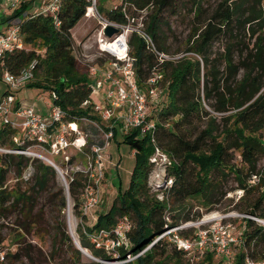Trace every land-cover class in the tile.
<instances>
[{"label": "trees", "instance_id": "16d2710c", "mask_svg": "<svg viewBox=\"0 0 264 264\" xmlns=\"http://www.w3.org/2000/svg\"><path fill=\"white\" fill-rule=\"evenodd\" d=\"M179 1L120 0L106 7L103 1L96 0V9L106 19L126 24L128 11L150 8L145 31L152 37L155 49L166 53L159 37V16L168 9L176 14ZM188 1L195 25L187 40L186 54L181 58L160 63L156 52L142 37L134 32L128 37L138 86L143 89L149 85L147 79L151 72H158L165 84L166 101L150 114L155 123L150 133L154 141L148 135L138 137L137 131L122 135L123 142L129 144L135 156L128 186L123 190L118 186L111 206L98 214L92 226L81 223L77 227L79 244L88 248L94 258L88 264H108L102 261L113 259L111 252L95 245L92 236L100 229H111L123 216L129 220L130 229L126 232V245L116 249L119 258L143 252L121 264H164L156 257L166 256V239L148 246L167 227L178 224V217L188 207V201L209 207L217 197L218 187L230 177L236 183L234 189L241 191L239 199L246 203L241 212L247 214L242 218L241 249L232 264H246V258L254 262L264 260V256L258 258L254 251V247L264 243V227L252 218L264 219V164L261 165L264 159L263 0H221L211 10L204 7L205 0ZM90 6L91 0H61L56 25L51 14L30 15L23 19L28 6L22 4L15 15L20 19L24 46L6 53L0 60V80L4 71L17 73L37 58L36 72L41 71V76L27 87L54 92L52 101L67 119L84 116L99 121L90 105L82 106L93 85L87 65L82 64V70L78 68L71 33ZM222 39L225 41L223 51L213 56V44ZM1 87L4 92V86ZM226 112L230 113L225 115ZM219 116L221 122L217 121ZM87 128L96 132L91 125ZM114 132L116 135L115 129ZM15 135L14 129L0 122L1 149L29 147L30 143L22 138L15 140ZM155 146L167 156L165 176L171 179L170 186L159 189L167 195L161 200L155 193L159 190H153L149 182L152 175L149 157ZM11 171L13 184H9ZM26 171L29 175L25 178ZM85 181L79 172L71 181L67 179L74 214L81 218L84 215L79 210V196ZM54 189L60 209L64 210L66 191L52 166L25 154L0 153V220L17 213L23 217V228H26L25 223L31 226L40 198L50 196ZM175 204L178 210L173 213ZM56 229L51 239L52 262L84 264L82 253L66 233L63 220ZM207 255L211 257L209 252Z\"/></svg>", "mask_w": 264, "mask_h": 264}, {"label": "built area", "instance_id": "2783aa9c", "mask_svg": "<svg viewBox=\"0 0 264 264\" xmlns=\"http://www.w3.org/2000/svg\"><path fill=\"white\" fill-rule=\"evenodd\" d=\"M24 3L28 6V12L24 13L23 19L30 15L51 14L55 24L58 25L56 13L61 0H0V24H2V29H0V60L6 53L21 49L24 46L20 34V19L15 15V11ZM90 8L94 16L98 18L99 23L97 48L100 54L107 57L102 61L86 57L84 64L88 67V74L93 85L91 93L99 90L100 101L94 103L90 99V93L89 98L83 101L82 106L90 105L99 116V121L84 116L72 120L67 119L62 109L54 103H52L48 116L43 117L31 105L16 102L14 93L34 78L38 64L37 58L31 60L17 73L4 71L0 80L4 86V92L0 90V122L16 131L15 140L22 138L23 141L30 143L26 149H3V151L42 158L62 177L64 175L60 165L65 164V169L68 171L73 163L70 151L83 153L86 156L87 167L80 171L77 167V171L73 173H85L83 175L86 179L82 190L83 200L79 206L80 213L85 216L99 202L100 183L104 175L103 156L110 141L115 136L114 129L121 130L122 135L137 131L138 137H143L145 135L150 136L155 125L148 112L147 96L136 82L134 58L129 54V35L134 32L142 37L156 52L160 63L164 60L175 61L186 54L183 53L174 57L157 51L153 45L152 37L145 31V28L132 25L134 16L127 14V23L119 24L106 19L98 11L95 15L96 0H91V6L87 8V11ZM7 9L12 11L9 16L5 15ZM109 25L118 29V32L111 37L104 34L105 28ZM115 42H118L117 47L112 45ZM152 73L153 75L147 79L150 92L154 91V85L161 77L156 71ZM50 95L53 100L55 93L51 92ZM89 125L94 127L96 132L88 129ZM88 138H91L93 143L89 147V152H86ZM150 138L151 141H154L152 136ZM32 148H39L46 154H39ZM166 157L155 146V151L149 157V161L152 164H158L161 158L165 161ZM28 175L29 172L25 173L24 177L26 178ZM73 177L74 175H69L67 179L71 181ZM149 182L153 190H159L170 186L171 179L166 178L165 168H159L150 176ZM157 198L161 200L163 194L157 195ZM252 218L254 219V217ZM177 228L179 225L167 227L148 247L159 239L169 238L177 248L185 252L195 251L197 255L203 256L207 251H210L215 256L229 257L230 244H237V240L234 238L227 241L219 239L217 222L208 224L205 228H199L192 236L188 237L172 233ZM129 229L130 222L127 217L123 216L116 221L111 229H100L92 236L97 247H103L113 255L111 260L99 261L108 264H121L134 259L143 252L133 256L128 255L125 259L119 258L116 249L126 245V232ZM245 262L246 264H260L251 261L249 258H246Z\"/></svg>", "mask_w": 264, "mask_h": 264}, {"label": "rangeland", "instance_id": "374dc122", "mask_svg": "<svg viewBox=\"0 0 264 264\" xmlns=\"http://www.w3.org/2000/svg\"><path fill=\"white\" fill-rule=\"evenodd\" d=\"M101 1H103L106 7H111L113 4L119 3L120 0ZM219 1L221 0H205L204 7L206 10H211ZM262 4L264 6V0ZM96 11L97 9H94L95 15H97ZM151 11L150 8L145 11L131 9L128 11L129 13H127L135 17L132 22L133 26L136 25L145 28ZM11 13V10L7 9L5 11V15L7 16ZM194 20L191 3L188 0H180L177 3L176 14H171L168 9L159 16V37L163 41L166 47V53L169 56L176 57L177 55L185 53L187 40L195 25ZM3 25L5 26V23H3ZM98 27V18L94 16L90 8L86 15L80 19L71 30L74 41V54L81 60L78 61V68L80 70L83 69L82 64L84 65L87 56L88 59L96 61H102L107 57L104 54H100L97 48V40L99 38V34L97 33ZM0 29H2V24H0ZM117 44L118 42H115L112 45L117 47ZM224 47L225 41L223 39L216 41L212 46L213 56L220 54ZM191 56L196 57L195 54H191ZM36 73H38V75L34 73V78L32 80L40 78L41 71ZM150 75L152 76L153 73L151 72ZM158 79V82L154 85V91L150 92V85H145L142 89L147 96L148 112L150 114L154 113L155 109L166 101L165 84L161 82L163 79ZM29 83L14 93L16 98L26 102L24 104L31 105L36 112L43 117H47L53 103L49 91L36 87L29 88L27 87ZM1 86L2 84H0V87ZM99 92L98 90L92 92L90 95V99L94 103L100 101ZM229 113L230 112H226L225 115ZM217 121L221 122L220 116L217 117ZM122 134L121 130L116 129V135L110 141L106 153L103 156L104 175L100 183V198L98 204L93 207L86 216L84 215V217L81 218V215L76 216L74 214L73 203L70 198L66 208L64 210L60 209L57 194H55L57 192L56 189H54L50 191V196H43L40 198L33 215L35 222L31 226H28L24 221L26 228H23L21 225L23 217L17 213L10 214L7 218L1 219L0 264H55V262H52L50 259L51 239L57 231L56 228L58 227L59 221L63 220L65 222L66 233L73 242L71 235L78 239L76 230L79 224L82 223L84 226L90 227L94 224L99 213L109 209L118 193V186H120L121 190L128 186L131 169L135 162L134 151L130 148L128 143L123 142ZM92 143L93 140L88 138L86 152H89V147ZM33 150L39 154H46L45 151L39 148H34ZM0 153H5V151L0 148ZM70 153L73 163L68 171L65 169V164L60 165L64 177L60 176L56 171L57 180L64 188L66 184L68 185V182H66L67 178L69 175H74L73 172L77 171V167H79L78 171L87 167L86 156L83 153L75 151H70ZM33 157L47 163L42 158L37 156ZM167 163L168 159L166 157L165 161L161 158L158 164H152L151 174L153 175L159 168L166 169ZM263 164L264 159L261 161V165ZM26 173H28V171H26ZM81 174L84 175L85 173L82 172ZM13 177L14 173L11 171L9 174V184L14 183L15 180ZM235 185L236 183L230 177L219 186L217 189V197L209 207H202L195 201H188V207H186L181 216L178 217L179 221L177 225H179V228L174 229L172 232L180 236L188 237L192 236L199 228H205L208 224L217 222L219 225V231L217 233L219 239L227 241L234 238L237 240V244H230L229 257L215 256L214 253L210 251H207L203 256L197 255L195 251H184L181 254H177L175 250H179V248H177L169 238H164L167 242L165 246L167 254L164 257H156V260L161 259L164 264H232L235 254L241 249L243 239L242 233L244 230L242 218L247 216V214L241 212V209L246 206V203L239 199L241 191L239 189H234ZM155 193L157 195L163 194V197L167 196L164 190H159ZM51 194H54V196L51 197ZM79 198L80 201L83 200L82 190ZM173 204L174 203L171 201L170 206L172 207ZM174 209L175 211H173V213H176V210H178L176 204L174 205ZM254 220L264 227V219H259V221L257 218H254ZM180 230H182L183 233H180ZM86 250L87 255H92L88 248H86ZM60 251L63 252L64 248ZM254 251L258 258L263 257L264 243L254 247ZM208 252L211 254L210 258L207 255ZM86 254H82V261L84 264H88L90 260H92ZM263 261L264 260L260 259L258 262L263 264Z\"/></svg>", "mask_w": 264, "mask_h": 264}, {"label": "water", "instance_id": "95a60500", "mask_svg": "<svg viewBox=\"0 0 264 264\" xmlns=\"http://www.w3.org/2000/svg\"><path fill=\"white\" fill-rule=\"evenodd\" d=\"M118 32V29L112 25H109L105 28L104 30V34L107 36V37H111L113 34L117 33ZM65 191H66V198H67V204H68V201H69V194H68V185L66 184L65 186ZM72 239H73V243L74 245L76 246V248L82 253V254H86L87 250L85 248H83L78 240L73 236L71 235ZM87 255V254H86ZM89 258L91 259H94L92 255H87Z\"/></svg>", "mask_w": 264, "mask_h": 264}, {"label": "crops", "instance_id": "0c3cea01", "mask_svg": "<svg viewBox=\"0 0 264 264\" xmlns=\"http://www.w3.org/2000/svg\"><path fill=\"white\" fill-rule=\"evenodd\" d=\"M1 88V87H0ZM1 90V89H0ZM15 98H16V96H15ZM16 102H20V103H26V102H23V101H21V100H19V99H17L16 98Z\"/></svg>", "mask_w": 264, "mask_h": 264}, {"label": "bare ground", "instance_id": "6f19581e", "mask_svg": "<svg viewBox=\"0 0 264 264\" xmlns=\"http://www.w3.org/2000/svg\"><path fill=\"white\" fill-rule=\"evenodd\" d=\"M262 222V221H261Z\"/></svg>", "mask_w": 264, "mask_h": 264}]
</instances>
